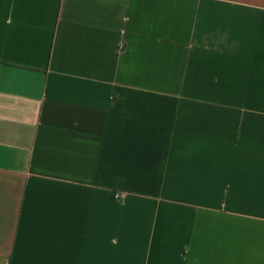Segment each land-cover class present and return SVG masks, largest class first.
Listing matches in <instances>:
<instances>
[{
  "label": "crops",
  "instance_id": "0c3cea01",
  "mask_svg": "<svg viewBox=\"0 0 264 264\" xmlns=\"http://www.w3.org/2000/svg\"><path fill=\"white\" fill-rule=\"evenodd\" d=\"M0 264H264V0H0Z\"/></svg>",
  "mask_w": 264,
  "mask_h": 264
}]
</instances>
